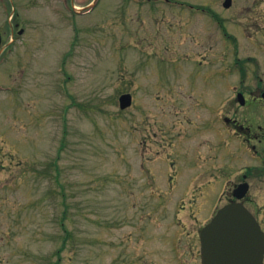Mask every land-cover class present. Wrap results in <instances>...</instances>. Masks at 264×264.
<instances>
[{"label": "rangeland", "instance_id": "rangeland-1", "mask_svg": "<svg viewBox=\"0 0 264 264\" xmlns=\"http://www.w3.org/2000/svg\"><path fill=\"white\" fill-rule=\"evenodd\" d=\"M223 1L0 0V264H201L241 167L202 79L264 57V0Z\"/></svg>", "mask_w": 264, "mask_h": 264}, {"label": "flooded vegetation", "instance_id": "flooded-vegetation-1", "mask_svg": "<svg viewBox=\"0 0 264 264\" xmlns=\"http://www.w3.org/2000/svg\"><path fill=\"white\" fill-rule=\"evenodd\" d=\"M215 39V36H211V40ZM219 40L213 42L214 50L218 48L220 50L224 45ZM229 45L230 43L225 42L226 47ZM208 49H211L210 46ZM199 55L203 57L199 60L200 65L210 64L209 54ZM214 55L219 64L214 70L209 69L202 81L206 87L216 92L227 89L232 93L228 99L230 106L224 107L220 104L217 118L221 124L225 123L227 131L237 139V148L233 156L241 163V167L240 164L234 166V183L227 202L242 201L254 213L264 230V207L257 204V191L252 192L257 186L264 184V57L248 55L247 60L253 61L246 69L238 52H231L228 57L223 56L220 50ZM232 73L237 78L233 79L230 76ZM216 133L221 135V130ZM246 154L248 159L242 164V157ZM244 183L247 185V193L239 200L234 195L238 186Z\"/></svg>", "mask_w": 264, "mask_h": 264}, {"label": "water", "instance_id": "water-1", "mask_svg": "<svg viewBox=\"0 0 264 264\" xmlns=\"http://www.w3.org/2000/svg\"><path fill=\"white\" fill-rule=\"evenodd\" d=\"M120 102L121 108L130 106L132 95L123 94ZM201 241L203 264H262L264 232L241 202L222 207L202 229Z\"/></svg>", "mask_w": 264, "mask_h": 264}]
</instances>
